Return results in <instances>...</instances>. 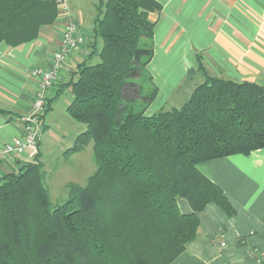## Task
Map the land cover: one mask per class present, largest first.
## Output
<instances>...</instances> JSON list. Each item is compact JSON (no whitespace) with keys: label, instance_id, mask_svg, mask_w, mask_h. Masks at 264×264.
Listing matches in <instances>:
<instances>
[{"label":"trees","instance_id":"obj_1","mask_svg":"<svg viewBox=\"0 0 264 264\" xmlns=\"http://www.w3.org/2000/svg\"><path fill=\"white\" fill-rule=\"evenodd\" d=\"M94 6L88 51L64 85L67 114L85 125L65 153L92 140L96 168L84 185L67 183L60 203L44 186L39 150L1 174L0 264H168L196 236L208 203L234 212L198 166L264 147V85L211 75L200 56L188 76L198 71L203 79L188 97L147 115L158 91L147 66L162 4ZM58 10L55 0H0V42L33 40ZM179 198L190 212L180 211Z\"/></svg>","mask_w":264,"mask_h":264},{"label":"crops","instance_id":"obj_2","mask_svg":"<svg viewBox=\"0 0 264 264\" xmlns=\"http://www.w3.org/2000/svg\"><path fill=\"white\" fill-rule=\"evenodd\" d=\"M158 1L162 8L154 31L153 57L148 64L158 91L145 110L147 115L164 107L166 98L171 99L181 82L189 78V70L197 67L198 56L211 75L264 85V0ZM70 6L82 43L66 55L57 79L47 89L46 99L54 98L51 103L60 97L66 87L64 82L80 60L76 53L84 48L88 51L92 34V30L81 28L79 12L71 0ZM60 13L52 25L29 42L20 46L0 42V107L8 112L0 113V156L14 166L17 159H30L32 150L2 155L1 149L23 134L20 117L28 112L37 91L31 70L46 68L58 48L63 29ZM190 77L196 82L186 86V90H192L203 79L198 71ZM175 79L177 82L171 85ZM156 99L162 102L154 110L151 107ZM46 114L40 123L45 122ZM198 167L221 187L234 212L228 214L216 203H208L198 213L196 236L168 264H264L250 252L255 246H264V147L249 154L215 158ZM8 169L2 161L0 175ZM177 201L180 211H191L186 199ZM219 242L226 246L220 248Z\"/></svg>","mask_w":264,"mask_h":264},{"label":"rangeland","instance_id":"obj_3","mask_svg":"<svg viewBox=\"0 0 264 264\" xmlns=\"http://www.w3.org/2000/svg\"><path fill=\"white\" fill-rule=\"evenodd\" d=\"M96 1L97 0H71L74 9L79 12L81 28L84 29V31L85 29L92 30L93 15H95L94 4ZM58 11H60V9ZM60 15H62V24H64L65 15L62 13H60ZM83 50L84 51L76 53L78 60L85 57L87 51L85 48ZM158 60L159 58H157L155 62L157 63ZM147 69L150 72V67L147 66ZM177 79L174 81L172 80L171 85L177 82ZM195 82L196 79L194 77L193 79L189 77L184 83L181 82V86L179 85L176 88L178 90L171 99L169 97L166 98L164 107L170 108L172 106H179L188 97L191 91V87H188V90H186V86H192ZM166 90L167 89H164V94ZM70 97L69 88H63L60 97L55 102L51 103V108L47 111L45 122H41L38 125L37 150H39L40 159L43 162V169L45 171L44 186L47 188L53 203H60L66 199L67 190L65 185L67 183L73 182L84 185L88 176L91 175L96 168L92 140L89 141L81 151L71 154L65 153L66 150L74 144L76 136L85 129L83 123L72 119L67 114L66 106ZM161 102V99H156L151 108L154 110L158 109ZM27 150L30 149H26L25 151ZM6 154L19 153H2V155Z\"/></svg>","mask_w":264,"mask_h":264},{"label":"built area","instance_id":"obj_4","mask_svg":"<svg viewBox=\"0 0 264 264\" xmlns=\"http://www.w3.org/2000/svg\"><path fill=\"white\" fill-rule=\"evenodd\" d=\"M60 12L65 15L63 30L59 46L52 53L51 61L46 68H34L32 76L37 81V91L28 112L20 117L23 134L7 143L2 148V153H22L26 149L37 151L38 125L45 111L46 91L53 85L59 72L63 68L66 55L70 51L77 50L82 43V38L77 35V26L73 18L70 0H55ZM226 246L225 242H219V247ZM251 254L264 260V246L251 248Z\"/></svg>","mask_w":264,"mask_h":264},{"label":"water","instance_id":"obj_5","mask_svg":"<svg viewBox=\"0 0 264 264\" xmlns=\"http://www.w3.org/2000/svg\"><path fill=\"white\" fill-rule=\"evenodd\" d=\"M2 161L8 166L10 171H16V168L6 158H2Z\"/></svg>","mask_w":264,"mask_h":264}]
</instances>
